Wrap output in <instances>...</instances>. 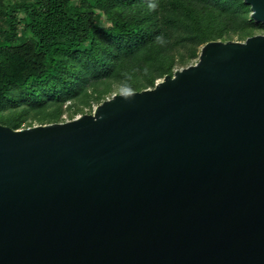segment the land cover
I'll use <instances>...</instances> for the list:
<instances>
[{"label": "water", "instance_id": "95a60500", "mask_svg": "<svg viewBox=\"0 0 264 264\" xmlns=\"http://www.w3.org/2000/svg\"><path fill=\"white\" fill-rule=\"evenodd\" d=\"M0 264H264V35L71 120L0 123Z\"/></svg>", "mask_w": 264, "mask_h": 264}, {"label": "trees", "instance_id": "16d2710c", "mask_svg": "<svg viewBox=\"0 0 264 264\" xmlns=\"http://www.w3.org/2000/svg\"><path fill=\"white\" fill-rule=\"evenodd\" d=\"M162 1L0 0V123L21 129L26 108L2 114L24 96L42 108L27 127L62 122L67 111L74 119L116 87H154L207 42L255 34L243 0H165L160 10ZM142 46L147 59L124 55Z\"/></svg>", "mask_w": 264, "mask_h": 264}, {"label": "rangeland", "instance_id": "374dc122", "mask_svg": "<svg viewBox=\"0 0 264 264\" xmlns=\"http://www.w3.org/2000/svg\"><path fill=\"white\" fill-rule=\"evenodd\" d=\"M165 7H166V2H165V0H163L160 3L159 8H160V10H162ZM100 22H101V27L102 28H107L110 25L108 23L107 18H105L103 16H101ZM254 35H264V25L263 24L257 23V27L255 29V34ZM230 40H233V41H245L244 39H240L238 35L231 36ZM200 51H199V54H200ZM199 54L197 56L193 57L189 63H186V64H177L175 66V69H182V68H186V67H188L190 65L195 64L198 61ZM124 55L125 56L134 55L136 57H143V58L147 59V50H146V47H143L142 46V47H140V48H138L136 50H133V51H130V52H126ZM146 66L149 67V68H152L153 67V64L151 62H147V65ZM162 79H163L162 77H159V78L157 77L155 82L158 83ZM149 88H153V87H149ZM127 91H128V88H126V87H123V88L116 87V88H114L112 94L108 96V98H111L112 95H114V94L125 93ZM30 98L27 97V96H24V97L19 98L18 101H16L15 103L10 102L8 105H6L4 107L5 110L3 111L2 117H7V116L11 115L10 114V111L11 110H21L24 107L29 112L28 113H22L23 117H25L27 119V121L22 124V127L21 128H27V124L31 121V118H33L34 116H37L36 114L40 113V111L42 110L41 106H39L36 103L32 102V100ZM96 105H98V104L97 103H94L93 104V107L96 106ZM64 108L66 109V105H65ZM89 113H91L90 112V109L87 108L84 113H79L75 117H77L78 115H81V114H89ZM62 119L64 121L70 119L69 118V115H68V111L65 112L62 115ZM64 121H62V122H64ZM33 123H34L33 126L41 125L40 122L37 121V120L33 121Z\"/></svg>", "mask_w": 264, "mask_h": 264}]
</instances>
